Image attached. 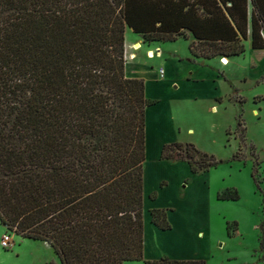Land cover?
Instances as JSON below:
<instances>
[{
    "label": "trees",
    "instance_id": "1",
    "mask_svg": "<svg viewBox=\"0 0 264 264\" xmlns=\"http://www.w3.org/2000/svg\"><path fill=\"white\" fill-rule=\"evenodd\" d=\"M127 29L144 43L189 32L191 62L239 57L248 38L264 49V0H0V225L46 243L59 264H205L143 258L156 102L125 76ZM160 160L192 174L217 165L191 143L164 144ZM149 215L170 229L166 209Z\"/></svg>",
    "mask_w": 264,
    "mask_h": 264
},
{
    "label": "rangeland",
    "instance_id": "2",
    "mask_svg": "<svg viewBox=\"0 0 264 264\" xmlns=\"http://www.w3.org/2000/svg\"><path fill=\"white\" fill-rule=\"evenodd\" d=\"M139 48L138 44L127 46L126 63L135 57L130 51L137 50L135 54L147 67L156 73L164 70V77L157 78L164 82L153 83L156 97L152 101L157 104L148 114L152 123L158 120L159 139L191 143L217 162L207 174H192L185 162L186 165L182 161L158 163L153 149L147 155V169L163 177L179 201L199 197L206 182L208 191L204 196L209 215L200 224L201 236H196L197 256L205 264H264V73L259 64L262 53L248 51L244 57L229 59L230 63L222 57L215 58L216 63L212 59H195L191 63L183 39L164 42L160 55L151 60L144 57L147 47ZM195 77L204 82L202 88L211 85L216 89L214 98L201 94L195 84L186 83ZM182 94L193 96L179 98ZM235 193L237 199H231ZM159 197L163 202L165 196ZM6 232L0 225V237ZM11 237L12 247L0 246V264H57L45 243L21 239L13 232Z\"/></svg>",
    "mask_w": 264,
    "mask_h": 264
},
{
    "label": "crops",
    "instance_id": "3",
    "mask_svg": "<svg viewBox=\"0 0 264 264\" xmlns=\"http://www.w3.org/2000/svg\"><path fill=\"white\" fill-rule=\"evenodd\" d=\"M185 34L187 35V39L178 37L177 40L183 39L186 44L189 45L194 41V39L189 32H186ZM163 43L164 42L144 43L141 37L133 33L130 29H127L125 32V54L127 52V46L138 44L140 46L138 50L143 49V46L147 47L144 55V57L147 58V51L159 49ZM243 45L245 49L244 54H246L248 51L250 54L254 52L262 53L260 55L262 60L259 62V64H261V70L264 73V49L253 50L251 48V41L249 38L243 42ZM136 51H130L135 57L129 62V67L125 65L124 71L126 77L130 79H143L145 86V97L148 100H154L156 96L153 94V83L157 84L159 82H164V80H157L158 72L156 73L150 67H147L143 63L142 58L137 57L135 54ZM244 54L242 57H244ZM232 58L236 57H230L226 59L230 63L229 59ZM191 59L192 57L189 59L190 62ZM212 61L215 62L217 59H212ZM254 64L255 61H252L251 67H254ZM186 83H188L190 86H193L194 84L198 86L200 88V93L205 94L206 97L214 98L216 94V89L211 85L207 88H202V84L204 82L198 77L188 78ZM213 83L214 82H211L212 85ZM193 94L191 96H193ZM191 96L182 94L179 96V98L185 97L186 99L189 97L191 98ZM151 107L147 108L145 113V160L143 163V258L144 260H156L161 257H168L178 260L201 259V257L197 256V253L194 250V245L196 243V236H201V233L198 232L200 224L207 221L209 215L207 199H205L204 196L208 191V188L206 186V182H204L203 187H201V194L199 197L187 198L186 200L179 201L177 199L176 191L171 189L170 184H167L163 177L155 175L156 172L153 174L149 169H147L146 164L149 149L154 150L156 159L158 163H160L162 161L160 160L161 148L164 144L168 143L159 139L158 120H154L152 123V120L148 118ZM180 163L182 164L184 162ZM207 173L208 172H205L204 174ZM154 193L157 194L155 197H152ZM159 194L165 196L163 202L160 200ZM152 209L167 210V220L170 224L169 230L161 231L151 223L149 211ZM56 263L59 264L57 258Z\"/></svg>",
    "mask_w": 264,
    "mask_h": 264
},
{
    "label": "built area",
    "instance_id": "4",
    "mask_svg": "<svg viewBox=\"0 0 264 264\" xmlns=\"http://www.w3.org/2000/svg\"><path fill=\"white\" fill-rule=\"evenodd\" d=\"M159 55H160L159 49L149 50L146 52L147 59H153L155 56L158 57ZM125 59H127V57ZM158 76L160 78L164 77V71L158 70ZM12 245H13V243H12L11 233H9V232L2 233L1 237H0V246L4 249H8L9 247H12Z\"/></svg>",
    "mask_w": 264,
    "mask_h": 264
},
{
    "label": "bare ground",
    "instance_id": "5",
    "mask_svg": "<svg viewBox=\"0 0 264 264\" xmlns=\"http://www.w3.org/2000/svg\"><path fill=\"white\" fill-rule=\"evenodd\" d=\"M126 57H127V52H126ZM126 66L129 67V63H126Z\"/></svg>",
    "mask_w": 264,
    "mask_h": 264
}]
</instances>
